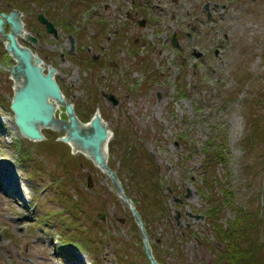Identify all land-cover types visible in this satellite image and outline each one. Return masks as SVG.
I'll list each match as a JSON object with an SVG mask.
<instances>
[{
	"label": "rangeland",
	"instance_id": "374dc122",
	"mask_svg": "<svg viewBox=\"0 0 264 264\" xmlns=\"http://www.w3.org/2000/svg\"><path fill=\"white\" fill-rule=\"evenodd\" d=\"M218 2L208 16L204 0H0V12L22 11L39 45L20 42L46 71L56 67L66 99L83 112L77 114L87 121L100 108L113 131L109 165L139 206L137 165L147 155L153 160L168 207L153 195L142 218L164 264H219L216 233L204 212L212 189L203 185V143L211 135L225 140L231 176L221 166L217 175L231 185L236 207L254 208L263 199L261 168L249 164L264 149L247 153L244 139L252 109L247 101L264 86V0ZM4 39L0 33V174L8 173L0 175V264H150L132 211L106 172L69 144H55L63 131L44 128L46 139L38 142L18 133L9 106L15 60ZM23 144L25 161L18 157ZM65 152L72 158L68 169ZM86 214L99 230L89 232ZM217 216L229 225L235 211L223 205ZM71 232L77 233L74 247L61 237ZM84 234L91 240L79 248Z\"/></svg>",
	"mask_w": 264,
	"mask_h": 264
},
{
	"label": "water",
	"instance_id": "95a60500",
	"mask_svg": "<svg viewBox=\"0 0 264 264\" xmlns=\"http://www.w3.org/2000/svg\"><path fill=\"white\" fill-rule=\"evenodd\" d=\"M22 15V11L15 8L10 12H0V33L5 37L7 52L15 60L10 69V76L14 81L11 109L14 112L15 126L24 138L37 142L46 139L42 132L44 128L63 131L64 134L57 137L58 141L69 144L72 153L84 154L96 167L106 172L118 195L129 205L141 230L145 253L150 263L164 264L158 261L153 253L141 213L136 210L118 174L108 163L109 141L113 131L108 128L100 108L97 107L87 121L77 114L74 103L66 99L59 82L55 79L56 67L49 65L46 71L43 60L30 46L22 45L20 42L19 37L32 45H39L38 37L25 29ZM37 18L46 26L49 33L58 34L54 23L44 13H39ZM140 24L144 25L145 21H141ZM173 43L177 44L175 38ZM106 98L114 104L118 103V99L112 93L107 94ZM61 107L64 108L66 117L60 115ZM101 217L104 219V215Z\"/></svg>",
	"mask_w": 264,
	"mask_h": 264
},
{
	"label": "trees",
	"instance_id": "16d2710c",
	"mask_svg": "<svg viewBox=\"0 0 264 264\" xmlns=\"http://www.w3.org/2000/svg\"><path fill=\"white\" fill-rule=\"evenodd\" d=\"M253 100L247 101V105L251 106V111L248 113V133L244 139V145L247 149V153L252 152L253 149L258 147L259 149L263 147L264 149V86L258 85L257 89L254 90ZM263 101V102H262ZM263 104V105H262ZM261 108V109H260ZM77 113L81 116L83 114L79 113V110L76 107ZM94 113V112H93ZM92 113V114H93ZM89 116V118L92 116ZM82 118V117H81ZM87 117V119H89ZM120 136L123 138L128 134L126 132H118ZM121 139V141L123 140ZM214 135L210 136L205 143H203V151L205 155V159L203 161V185L207 189H212L211 195H207V200L209 202L208 207L206 208L205 215L206 219L210 223L211 227L214 228L216 233V241L214 245L219 248V253L217 257V261L219 264H264V186H262V194L263 199L261 203H258L254 208H244L243 206L236 207L233 195L231 190V185H226L219 177L218 168L221 166L224 173L226 174V178L231 176V169L229 166V156L227 153L228 149H226V143L224 139L219 137L217 140ZM125 139V138H124ZM55 140V139H54ZM55 144L62 145L60 141L55 140ZM18 145V143H16ZM134 146L137 147V144L134 143ZM19 159L22 161L29 160L28 149L24 144L19 146ZM62 158H64L66 169L71 168L70 164V155L65 152ZM150 159H147L138 163V168L141 172V187L143 193V204L139 206L140 203L134 201L138 210L141 212L142 217H145L147 210L152 205L150 201L152 196L154 195L156 201H159V206L162 208L168 207L167 196L165 194V188L161 182L159 177H156L157 167L154 165L151 157L147 155ZM258 159L256 164L251 165L249 167L261 168V172L264 176V150L260 155H257ZM150 160V161H149ZM257 163L260 167H256ZM155 177V178H154ZM150 181V182H149ZM219 187L221 188V193L219 192ZM216 189V191L214 190ZM221 194V196L217 193ZM227 206L233 208L235 211V218L231 221L229 225H220L218 221V207ZM154 209V208H153ZM159 209V208H158ZM168 209V208H167ZM50 215V211L48 212V216ZM147 215V214H146ZM87 223L89 225L90 230L94 232V230H99V224H95L93 222L92 216L90 214H86ZM50 217V216H49ZM52 217V216H51ZM41 217L40 224L47 225L48 218ZM60 224H58V227ZM147 227V224L145 223ZM76 232L67 233L62 237L63 240L67 239V242L70 246L74 245V239L77 238ZM88 234V232H87ZM87 234H84L81 238L83 240L76 242L79 248L83 247L90 242V237H87ZM262 237V239H261ZM66 242V241H63ZM75 246V245H74ZM73 246V247H74ZM153 249L156 250L155 255L158 260L163 261V259L158 255L157 252L158 244L152 243ZM158 253V254H157ZM151 264V263H150Z\"/></svg>",
	"mask_w": 264,
	"mask_h": 264
},
{
	"label": "flooded vegetation",
	"instance_id": "af4514ba",
	"mask_svg": "<svg viewBox=\"0 0 264 264\" xmlns=\"http://www.w3.org/2000/svg\"><path fill=\"white\" fill-rule=\"evenodd\" d=\"M218 1H221V0H204L203 7H204V10L207 12L208 16L212 15L213 7L218 8V6L220 5ZM37 34L40 36V32H38Z\"/></svg>",
	"mask_w": 264,
	"mask_h": 264
},
{
	"label": "bare ground",
	"instance_id": "6f19581e",
	"mask_svg": "<svg viewBox=\"0 0 264 264\" xmlns=\"http://www.w3.org/2000/svg\"><path fill=\"white\" fill-rule=\"evenodd\" d=\"M42 64V63H41ZM44 65V64H43ZM0 66H1V64H0ZM46 68V67H45ZM44 68V69H45ZM57 73H58V70H57ZM113 137V133H112V136H111V138ZM111 138H110V141H111ZM110 141H109V143H110ZM108 158H110V156L108 157ZM108 163H109V160H108ZM3 174H0L1 176H3L5 179H7V174L8 173H6V171H3L2 172ZM8 186V185H7Z\"/></svg>",
	"mask_w": 264,
	"mask_h": 264
}]
</instances>
